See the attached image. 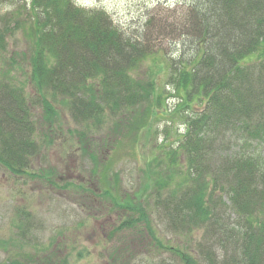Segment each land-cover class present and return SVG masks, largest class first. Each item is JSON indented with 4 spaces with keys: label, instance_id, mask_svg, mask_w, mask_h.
I'll list each match as a JSON object with an SVG mask.
<instances>
[{
    "label": "trees",
    "instance_id": "obj_1",
    "mask_svg": "<svg viewBox=\"0 0 264 264\" xmlns=\"http://www.w3.org/2000/svg\"><path fill=\"white\" fill-rule=\"evenodd\" d=\"M176 7L152 13L138 29L75 0H0V165L13 176L32 173L41 147L37 102L48 114L56 111L52 102L60 103L88 128L145 102L149 112L154 82L134 70L161 53L169 83L183 96L175 112L184 130L175 145H159L164 163H155L159 177L150 184L153 210L176 236L200 230L204 236L194 254L168 245L145 212L123 225L145 224L152 244L162 248L155 258L164 249L175 255L149 264H264V0H178ZM20 28L34 47L22 83L13 75L20 59L7 50V38ZM104 193L118 200L111 190ZM131 204L117 206L134 209ZM28 214L17 225L30 241ZM35 255L16 251L0 264H66Z\"/></svg>",
    "mask_w": 264,
    "mask_h": 264
},
{
    "label": "rangeland",
    "instance_id": "obj_2",
    "mask_svg": "<svg viewBox=\"0 0 264 264\" xmlns=\"http://www.w3.org/2000/svg\"><path fill=\"white\" fill-rule=\"evenodd\" d=\"M75 1L88 8H104L116 24L126 28H142L152 13L162 15L174 8L180 10L176 7L178 0ZM7 39L8 55L14 52L20 59L19 65L16 64L19 69L13 70V75L22 83L28 80L27 63L34 47L22 28ZM168 44L165 41V45ZM162 56L161 53L149 56L134 70L140 80L154 82L155 93L149 112L145 102L142 109L132 114L125 113L107 119L98 128H88L77 125L60 103L52 102L56 111L49 114L40 102L35 104L36 119L42 120L39 126L41 147L32 173L17 177L0 165V262L20 250L36 253L42 261L50 255L54 259L62 258L66 264H149L153 259L172 260L175 255L168 249L155 258L154 253L161 252L162 248L152 244L145 224L123 225L142 212L150 216L168 245L173 243L194 253L193 247L203 239V231H196L193 237L176 236L166 223H161L152 205L150 184L159 177L160 167L155 163L163 162L159 145L167 140L168 145H175L179 132L184 130L183 119L175 112L183 96L180 97L176 86L169 83ZM186 109L182 113H186ZM134 126L139 127L138 130ZM152 167L147 175L143 172L144 168ZM99 168L101 174L97 175L100 172L95 173L94 169ZM74 184L80 188L76 193L71 192ZM105 188L118 200L105 195ZM127 201H132L135 208L118 207ZM27 212L33 221L27 234L30 241L21 237L17 225L20 220H27L23 215ZM1 246H9L8 252ZM150 253L153 255L148 256Z\"/></svg>",
    "mask_w": 264,
    "mask_h": 264
}]
</instances>
